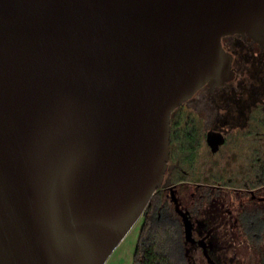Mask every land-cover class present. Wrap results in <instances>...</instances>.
Returning <instances> with one entry per match:
<instances>
[{"label": "water", "instance_id": "95a60500", "mask_svg": "<svg viewBox=\"0 0 264 264\" xmlns=\"http://www.w3.org/2000/svg\"><path fill=\"white\" fill-rule=\"evenodd\" d=\"M234 34L264 45V0H0V264H106Z\"/></svg>", "mask_w": 264, "mask_h": 264}, {"label": "flooded vegetation", "instance_id": "af4514ba", "mask_svg": "<svg viewBox=\"0 0 264 264\" xmlns=\"http://www.w3.org/2000/svg\"><path fill=\"white\" fill-rule=\"evenodd\" d=\"M222 45L234 78L172 113L158 199L185 264H264V45L240 34Z\"/></svg>", "mask_w": 264, "mask_h": 264}, {"label": "trees", "instance_id": "16d2710c", "mask_svg": "<svg viewBox=\"0 0 264 264\" xmlns=\"http://www.w3.org/2000/svg\"><path fill=\"white\" fill-rule=\"evenodd\" d=\"M182 239L176 224L161 208L158 192L143 217L134 264H185Z\"/></svg>", "mask_w": 264, "mask_h": 264}, {"label": "rangeland", "instance_id": "374dc122", "mask_svg": "<svg viewBox=\"0 0 264 264\" xmlns=\"http://www.w3.org/2000/svg\"><path fill=\"white\" fill-rule=\"evenodd\" d=\"M141 227L142 219L136 223L106 264H134V252L138 243Z\"/></svg>", "mask_w": 264, "mask_h": 264}]
</instances>
